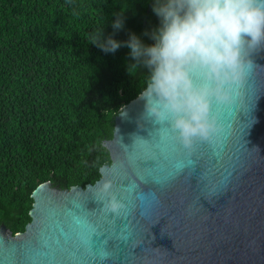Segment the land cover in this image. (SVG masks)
Here are the masks:
<instances>
[{
  "label": "water",
  "instance_id": "95a60500",
  "mask_svg": "<svg viewBox=\"0 0 264 264\" xmlns=\"http://www.w3.org/2000/svg\"><path fill=\"white\" fill-rule=\"evenodd\" d=\"M245 64L229 98L211 102L218 134L187 152L167 122L144 115L140 94L123 105L102 142L110 161L99 178L38 184L24 230L0 223V264H264V46ZM113 196L116 212L106 207ZM79 208L119 221L111 243L87 227L69 231Z\"/></svg>",
  "mask_w": 264,
  "mask_h": 264
},
{
  "label": "trees",
  "instance_id": "16d2710c",
  "mask_svg": "<svg viewBox=\"0 0 264 264\" xmlns=\"http://www.w3.org/2000/svg\"><path fill=\"white\" fill-rule=\"evenodd\" d=\"M154 2L0 0V223L13 234L30 221L38 184L84 187L109 163L102 142L149 71L126 42L154 43ZM100 31L121 46L103 51L92 43Z\"/></svg>",
  "mask_w": 264,
  "mask_h": 264
},
{
  "label": "clouds",
  "instance_id": "9594fccd",
  "mask_svg": "<svg viewBox=\"0 0 264 264\" xmlns=\"http://www.w3.org/2000/svg\"><path fill=\"white\" fill-rule=\"evenodd\" d=\"M152 11L160 19L154 43L144 45L135 34L126 42L149 70L140 91L144 115L167 122L186 148L211 141L219 131L211 102L229 98L245 75V53L264 46V0H155ZM121 26L117 18L113 28ZM92 43L105 52L121 46L111 36L101 39V31ZM110 187L105 181L102 191ZM106 207L116 212L122 205L113 196Z\"/></svg>",
  "mask_w": 264,
  "mask_h": 264
},
{
  "label": "snow or ice",
  "instance_id": "6c2138e0",
  "mask_svg": "<svg viewBox=\"0 0 264 264\" xmlns=\"http://www.w3.org/2000/svg\"><path fill=\"white\" fill-rule=\"evenodd\" d=\"M168 131V130H167ZM168 137L175 141L173 137L172 131H168ZM199 140L194 141L193 145L195 143H198ZM177 149H181L184 152H187L188 148H186L183 144L179 142ZM194 159V157L192 158ZM89 204H92V207H88ZM86 206L88 208H95L97 210V213H99V206L98 203L89 195V199L87 200ZM78 215L69 217V231L75 232L81 227H87L90 228L93 232H99L101 233L100 239L102 241L105 240V238H108V242H112V237L115 236L116 232H119V221L116 219L115 222L110 223L109 221L112 220V217H109L107 215V219L104 218V216H99L97 218H93L90 214L85 213L82 209H75L74 210Z\"/></svg>",
  "mask_w": 264,
  "mask_h": 264
}]
</instances>
